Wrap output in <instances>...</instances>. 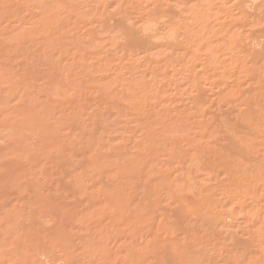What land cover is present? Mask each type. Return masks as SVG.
Returning a JSON list of instances; mask_svg holds the SVG:
<instances>
[{
  "label": "rangeland",
  "instance_id": "rangeland-1",
  "mask_svg": "<svg viewBox=\"0 0 264 264\" xmlns=\"http://www.w3.org/2000/svg\"><path fill=\"white\" fill-rule=\"evenodd\" d=\"M154 1L0 0V264H160L151 238L165 241L193 190L224 188L226 161L251 180L260 174L256 157L231 153L224 116L209 126L199 116L209 103L187 93L192 73L162 68L159 48L148 61L118 27L126 8ZM218 45L206 49L209 73L194 61L195 77L214 80L211 100L235 78ZM237 81L246 130L264 139L263 75L244 68ZM112 191L124 210H114ZM203 235L192 264H231L210 260Z\"/></svg>",
  "mask_w": 264,
  "mask_h": 264
},
{
  "label": "bare ground",
  "instance_id": "bare-ground-1",
  "mask_svg": "<svg viewBox=\"0 0 264 264\" xmlns=\"http://www.w3.org/2000/svg\"><path fill=\"white\" fill-rule=\"evenodd\" d=\"M125 11L126 16L117 20L118 27L132 34L134 39L127 36L140 47L148 61H155L149 51L159 48L162 58L157 61L164 63L162 68L176 63L179 67L175 66V74L192 73L195 79L187 93L195 101H204L203 105L209 103L207 107H200L199 116L209 121L208 126L224 116L218 124L223 126V136L231 153L244 159L256 157V163L251 166L260 173L251 180L240 174V166L232 168L225 160L226 176L222 185L230 190L224 191L218 183L208 189L193 190L168 218L170 228L164 232L165 241L160 235L151 238L150 250L158 254L160 264H192L188 253L194 251L192 246L198 244V235L204 231L202 249L206 244L212 245L206 252L210 260L221 258L231 264H264V149L261 152L264 139L250 136V130H246L250 121L235 104L240 93L237 74L244 68L261 79L263 75L264 80V64L254 69L247 65L250 61L255 65L264 61V0H177V3L155 0L147 11L142 4L137 10L126 8ZM129 20L135 21L129 25ZM211 43L219 44L220 56L232 62V69H224V72L235 77L232 82H225L226 96L218 95L215 100L206 96L208 91L214 93L211 74L208 81L194 76L198 73L195 59L202 61L206 73H209L207 67L212 68L206 51ZM260 86L264 87V81ZM260 118L264 124V111ZM252 133L259 131L254 129ZM171 192L175 195L178 190L174 188ZM152 193L153 190L149 191L150 197ZM108 195L114 201V210L118 206L124 210L125 204L115 192ZM152 197L157 203L159 192ZM219 228H224L226 234L222 242L218 240L219 234L216 235Z\"/></svg>",
  "mask_w": 264,
  "mask_h": 264
}]
</instances>
